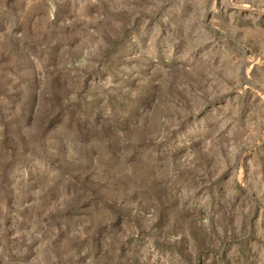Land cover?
I'll return each mask as SVG.
<instances>
[{"label":"rangeland","instance_id":"rangeland-1","mask_svg":"<svg viewBox=\"0 0 264 264\" xmlns=\"http://www.w3.org/2000/svg\"><path fill=\"white\" fill-rule=\"evenodd\" d=\"M0 264H264V0H0Z\"/></svg>","mask_w":264,"mask_h":264}]
</instances>
